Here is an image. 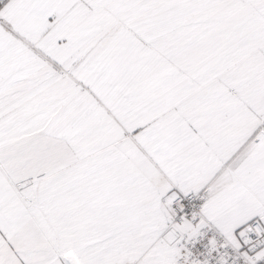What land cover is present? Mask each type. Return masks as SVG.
Masks as SVG:
<instances>
[{"label":"snow or ice","instance_id":"6c2138e0","mask_svg":"<svg viewBox=\"0 0 264 264\" xmlns=\"http://www.w3.org/2000/svg\"><path fill=\"white\" fill-rule=\"evenodd\" d=\"M0 264H264V0H0Z\"/></svg>","mask_w":264,"mask_h":264}]
</instances>
